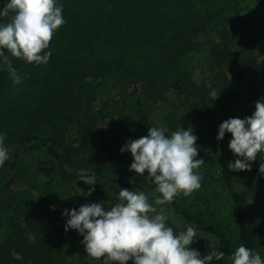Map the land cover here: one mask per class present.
I'll return each mask as SVG.
<instances>
[{"label": "trees", "instance_id": "obj_1", "mask_svg": "<svg viewBox=\"0 0 264 264\" xmlns=\"http://www.w3.org/2000/svg\"><path fill=\"white\" fill-rule=\"evenodd\" d=\"M164 1L168 0H57V4L63 6L65 23L54 33L46 52L51 51L55 57L62 55L64 62L59 73L67 89L57 99L59 103L55 109L63 117L71 118L73 108L76 113L67 121V126H81L80 114L92 109L91 105H95L98 98L103 105L100 113L109 105L110 102L102 98L101 87L107 93L115 91L123 100L116 104L136 110L132 114L136 117L134 124L126 128L112 121L98 129L89 123L93 112L85 115L89 121L83 124L85 131L75 146L74 157L86 163L89 174L95 173L97 180L93 187L100 194H108L109 186L144 190L145 183L154 190L155 185L147 172L141 176L129 170L132 155L128 151L122 153L121 148L130 140L146 136L149 127H157L150 107L160 100L169 101L167 89L173 87L171 79L180 80L177 85L182 82L175 75L181 72L177 66L190 61L186 52L190 35L207 29L215 33L219 40L210 46L211 60L206 72L210 85H199L201 96L193 107L214 122L207 152L214 156L220 179L236 206L239 243L259 253L264 260V246L257 241L259 228L248 212L254 201L255 207L264 203V174L260 173L259 164H251L250 171H231L229 163L239 158L229 149L231 133L226 132L223 140H217L219 125L229 118H239L234 101H240L241 106L248 103V112L253 114L255 108L251 105L264 99V68L251 54L257 40L249 35L258 24L255 14L264 17V0H176L168 10L164 8ZM197 3L205 11L199 25L180 12L185 4L188 8L184 11L191 13L192 5ZM240 44L245 48L239 50ZM162 51L164 58L155 57ZM241 53H247V57L240 56ZM5 55L18 69L22 59L11 57L7 50ZM10 81L6 66L0 63V100L7 93ZM212 91L219 93L216 100L210 96ZM82 103L88 107L83 108ZM121 111L116 107L114 113L120 114L122 119ZM59 113L50 106H43L39 112L36 106L35 114L16 135L20 146L34 144L55 159L62 183L70 186L79 182V176L65 167L72 156L63 157L56 147L58 138L54 131L57 125L53 120L59 118ZM15 167V161L10 158L5 161L0 167V182ZM23 177L18 174L16 178ZM106 184L109 186H104ZM170 204L190 225L217 238L224 247V254L230 251V241L222 223L199 220L177 197ZM12 208L10 216L4 219L0 216V264H69L65 261L66 241L54 223L61 215L66 221L69 218L62 214L61 208L56 204L40 206L38 201L29 199ZM74 208L78 210L79 205ZM13 251L22 259L16 260Z\"/></svg>", "mask_w": 264, "mask_h": 264}, {"label": "rangeland", "instance_id": "obj_2", "mask_svg": "<svg viewBox=\"0 0 264 264\" xmlns=\"http://www.w3.org/2000/svg\"><path fill=\"white\" fill-rule=\"evenodd\" d=\"M7 2L8 0H0V10L3 9ZM175 2L176 0L164 1V8L170 9L168 7L174 6ZM187 8L184 4V8L180 11L181 15L193 23L196 21L199 25L205 11L199 3L192 5L191 13L185 12ZM258 12L260 13V11ZM254 20L258 24L252 30L253 33L250 32L249 35L257 40V45L252 49L251 54L255 61L264 68V17L255 14ZM190 36L189 47L186 48L190 61L182 66L175 65L181 69V72H176L175 75L181 78V85H177L180 80L171 79L173 87H171L172 89H167L168 97H170L169 101L166 100L165 103V101L160 100L150 107V109L153 110L152 119L157 123V127L163 128L166 134L170 135L171 132L176 131L180 127L184 130L191 127L193 134L198 138L196 141L198 156L196 158L205 161L201 168L197 170L202 176L201 188L190 196L186 197L181 194L177 198L182 200L186 207L199 220L207 223H222L225 226L230 241V251L225 254V261L228 262L230 261L229 256L240 246L238 226L235 220L236 206L220 179L218 165L214 156L210 152H207L214 122L209 121L208 118H205V115L193 107L201 96L199 85L202 83L210 85V77L206 73L211 60L209 49L216 42L215 40L219 39L209 29L206 31L197 30L195 34L193 33ZM241 47L242 49L245 48L244 45L240 44L239 50ZM44 51L46 52V50ZM163 52H157L155 57L164 58ZM41 54L43 55L44 53ZM240 56L247 57V53H241ZM61 57L62 55L55 57L51 53L48 63L41 65L29 64L22 59L18 69H16L17 73L21 76V82L14 84L11 78L7 93L0 100V134L5 135L4 147L8 149L11 161H15L16 163L15 169L11 173H8L6 177H2L0 182V213H2L0 216L3 219L4 216L12 214V206L25 199L38 201L39 205L44 207L56 204L63 211L74 208L75 205H79L80 207L91 203H103L105 209L108 210L117 201L118 193L123 189L106 184L104 186H109V193L100 194L93 185L85 184L81 180L71 184L75 188H72L71 185H64L56 170L58 164L55 159L51 158L42 148H38L34 144L20 146L16 132L24 128L26 122L35 114L36 106L39 107V112H41L43 106H50L54 111L56 110L59 113V110L55 109L59 103L57 99L62 97L67 89L65 88V81L59 73L64 62ZM175 86L178 87L174 88ZM101 88L100 93H104L103 100L110 102L103 113H100L103 110L102 102L97 97L98 101L95 105H91L93 108L85 110L80 114L81 126L77 124L67 126V121L75 116L76 111L73 108L70 111V114H72L71 118L63 117L59 113V118L53 120L55 125H57L54 132L55 137L58 138L56 147L59 149V153L63 157L72 156V161L70 163L66 161L65 165L70 173L79 174L81 170H87L86 163L74 157V154H76L75 146H78L85 131L83 124L89 121L85 115L88 116L93 112V119L89 123L91 125L95 124L98 129L105 128L112 121L119 122L126 128L134 124L136 117L132 114L136 110L130 111L122 104H116L123 102L117 93L115 91L107 93L103 90V87ZM234 104L239 110V118L243 119L252 115L248 112V108H250L248 103L241 106V102L236 100ZM82 106L85 109L88 107L84 103H82ZM116 107L122 110V119L120 114L115 115L114 111ZM251 107L255 108V103ZM262 156L264 154H258L257 159L251 164L261 165V163H264ZM18 174H23V179L19 180V178H16ZM89 188H94L90 196L80 195V190L87 193ZM134 191L145 192L149 195L150 202L153 199L152 193L154 190L149 183L144 184V190ZM157 195L159 194L157 193ZM254 204L255 201L249 205L248 212L250 219L256 222L259 228L257 241L264 246V203L256 207ZM163 207L169 215L168 224L176 231L185 230L190 225L184 217L175 211L171 204L164 205ZM54 223L60 228L63 239L66 241L65 261L67 263L101 264L100 261L87 256L85 246L81 243L83 237L76 230L69 229L65 231L66 220L62 215L57 217ZM197 234L198 237L194 238L195 242L189 247L198 250L202 257L211 251L210 242L217 246L218 251L224 250L219 240L208 232L197 229ZM226 262L223 259H214L211 264H226ZM127 264H132V261L127 262Z\"/></svg>", "mask_w": 264, "mask_h": 264}, {"label": "clouds", "instance_id": "obj_3", "mask_svg": "<svg viewBox=\"0 0 264 264\" xmlns=\"http://www.w3.org/2000/svg\"><path fill=\"white\" fill-rule=\"evenodd\" d=\"M62 11L63 6L57 0H8L0 10V63L6 66L14 84L21 82V76L5 50L11 57L29 64H47L51 52L44 50L65 23ZM218 95L216 91L210 93L214 100ZM226 132L232 136L229 149L239 157L228 168L233 172L250 171L258 154H264V99L255 103L251 116L223 121L217 140H223ZM4 139L5 135L0 134V167L10 158ZM197 139L191 127L187 130L180 127L170 135L163 128L149 127L146 136L128 141L121 152L132 155L130 171L141 176L147 172L154 183L151 202L143 191L121 189L117 201L108 210L103 203L84 204L78 210L65 209L62 214L69 217L65 231L76 230L83 237L81 243L87 256L101 264L129 261L132 264H211L214 259H224L225 254L211 242V251L203 257L198 250L190 248L198 237L196 226L176 231L168 224L169 215L163 207L175 197L190 196L201 188L202 176L197 170L205 161L196 158ZM259 171L264 174V163ZM78 176L88 185H94L97 180L89 170H81ZM93 191L94 188H89L87 193L80 190V195L90 196ZM12 255L16 260L22 259L15 251ZM229 260L231 264H264L259 253L243 244Z\"/></svg>", "mask_w": 264, "mask_h": 264}]
</instances>
